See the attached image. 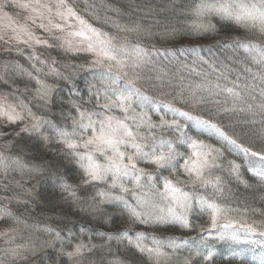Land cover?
Listing matches in <instances>:
<instances>
[{
    "label": "snow or ice",
    "instance_id": "snow-or-ice-1",
    "mask_svg": "<svg viewBox=\"0 0 264 264\" xmlns=\"http://www.w3.org/2000/svg\"><path fill=\"white\" fill-rule=\"evenodd\" d=\"M185 7L154 33L112 0H0V264H264L233 190L264 189V0ZM212 16L244 30L224 59Z\"/></svg>",
    "mask_w": 264,
    "mask_h": 264
},
{
    "label": "trees",
    "instance_id": "trees-1",
    "mask_svg": "<svg viewBox=\"0 0 264 264\" xmlns=\"http://www.w3.org/2000/svg\"><path fill=\"white\" fill-rule=\"evenodd\" d=\"M112 2L117 5L124 6L125 15L123 22H128L129 19L142 22L145 27H150L155 33L157 31H163V23L166 22V18H169L171 16V7L173 4L180 6L181 10L187 11L185 6L190 5L192 3V0H112ZM129 5H131V7H128ZM209 20L215 26V31L208 33L206 38L201 41V45L203 47L202 55L206 58L219 57L221 59H224L225 55L231 52V49L226 45L231 44L236 40L243 39L244 30L236 26L232 21L221 20L219 16H212L209 18ZM156 21H161V23L156 24ZM90 22L95 23V21ZM155 39L158 40L159 38L156 37ZM153 42H155V40ZM144 43H149L147 38L144 39ZM209 49H211V52H209ZM53 55H55V53H53ZM72 62L73 61L71 60H65V63ZM84 76L85 73L80 72L78 78L82 80ZM88 78L90 79V77ZM49 82H51V78L49 79ZM18 83L19 87L23 89L25 81L20 80L18 81ZM233 158L234 157L232 156L228 157V159ZM237 162H239L238 158ZM248 175L250 176V173ZM17 179H20V176L18 174ZM24 179L27 180V177L25 176ZM32 183H35V181H32ZM43 187V185L38 186V188ZM233 190L237 192L238 195H240L242 200L246 199L252 206H264V203H262L260 200V197L264 196V189L252 188L245 190L241 185L238 189L234 187ZM41 215L52 216L53 214L46 210L45 213H42ZM113 215L115 216V214ZM55 218L59 219V217ZM117 223H121V220L118 219ZM169 234L170 233H166L165 235ZM193 235H195V233H193ZM94 242L100 243L99 240H96ZM48 251L51 250L49 249ZM230 259L231 254L222 251V254L219 255L216 259V264H229ZM246 260L247 264H256L248 255L246 257ZM128 264H132L131 260H129ZM234 264H240V261L236 260L234 261Z\"/></svg>",
    "mask_w": 264,
    "mask_h": 264
},
{
    "label": "rangeland",
    "instance_id": "rangeland-1",
    "mask_svg": "<svg viewBox=\"0 0 264 264\" xmlns=\"http://www.w3.org/2000/svg\"><path fill=\"white\" fill-rule=\"evenodd\" d=\"M256 264H259V260H260V256H259V252H257V254L255 256H253V254L249 253L247 254Z\"/></svg>",
    "mask_w": 264,
    "mask_h": 264
}]
</instances>
